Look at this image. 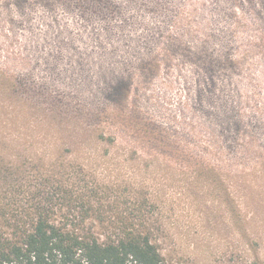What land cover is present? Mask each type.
I'll list each match as a JSON object with an SVG mask.
<instances>
[{"label":"rangeland","instance_id":"374dc122","mask_svg":"<svg viewBox=\"0 0 264 264\" xmlns=\"http://www.w3.org/2000/svg\"><path fill=\"white\" fill-rule=\"evenodd\" d=\"M0 144L102 236L142 207L167 264H264V0H0Z\"/></svg>","mask_w":264,"mask_h":264},{"label":"trees","instance_id":"16d2710c","mask_svg":"<svg viewBox=\"0 0 264 264\" xmlns=\"http://www.w3.org/2000/svg\"><path fill=\"white\" fill-rule=\"evenodd\" d=\"M153 66L159 67L156 63ZM12 80L6 76L15 94L17 84ZM127 82L122 93L125 100L130 95L132 79ZM112 87L110 94L116 95L117 89ZM122 114L113 113L108 122L121 124ZM234 129L238 144L243 139L253 141L249 130L245 132L240 126ZM110 137L118 139L117 132ZM8 147L0 144V264H167L142 207L139 215L131 214L114 232L108 229L102 236L89 226V219L103 214V209L96 206L98 193L77 170L65 176L32 167V174L28 164L19 166L8 160L18 157L7 156ZM243 149L244 154H253L254 146Z\"/></svg>","mask_w":264,"mask_h":264}]
</instances>
